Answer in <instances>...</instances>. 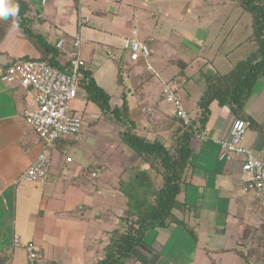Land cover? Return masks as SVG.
Returning a JSON list of instances; mask_svg holds the SVG:
<instances>
[{"label": "crops", "instance_id": "obj_1", "mask_svg": "<svg viewBox=\"0 0 264 264\" xmlns=\"http://www.w3.org/2000/svg\"><path fill=\"white\" fill-rule=\"evenodd\" d=\"M28 1L35 31L52 46L56 44L59 66L68 67L75 51V36L80 34L79 49L85 62L81 69L89 72L111 96L112 106H121L123 97H127L139 134L151 141L169 142L163 82L170 80L154 68L153 56L165 54L163 50L169 46L162 39L165 33L161 31L160 17L180 20V0ZM219 1L216 8L224 6ZM204 5L205 1L194 5L200 16L201 12L213 11ZM237 13L236 24L245 12ZM153 14L156 21L151 17ZM79 16L89 17L90 21L78 26ZM8 28L0 40V264H30L26 244L32 241L39 247L38 264H97L108 254L113 232L124 225L127 210L149 206L148 194L139 179L141 174L133 176L134 187L127 194L138 191V203L128 205L125 198L129 208L120 205V191L127 183L125 178L134 175L140 162L150 174L151 168L139 162L141 157L135 156L136 153L131 154L132 148L120 140L121 126L88 99L87 90L81 85L72 107L75 113L87 118L86 126L92 132L82 130L78 135L58 141L52 151V168L46 182L20 178L41 152L42 140L25 115V110L36 107L34 95L22 87L10 86L4 75L9 64L25 57L40 58L42 53L41 46L17 26ZM128 38L146 44L150 55L130 60L129 50L124 46ZM61 39L64 43L58 47ZM244 40L234 49L240 48ZM125 71H128L126 77ZM146 71L154 75L151 78L156 86L146 81L136 98L139 90L136 87L145 81ZM217 71L216 67L212 68L213 73ZM179 76L182 89L188 77L184 71ZM173 79L176 78L173 76ZM257 86L262 94L264 76L254 88ZM228 105L221 106L217 101L211 104L207 124L213 134L227 135L234 120L245 116L253 123L244 144L261 155L264 152V98L254 96L247 105L238 107L236 115L230 113L232 116L226 114ZM216 107L219 112L215 111ZM98 126L103 133L112 132V136L108 140L98 138L95 133ZM192 147L190 183L180 194L189 208L178 213L196 226L197 239L178 224L151 229L144 242L133 250L128 264H248L245 257L249 256L250 246L258 234L264 233V208L259 197L254 191L244 189L240 160H221L220 148L215 143H203L195 138ZM69 157H72L70 161ZM96 165L104 170L101 180L106 187L99 183V173L93 176ZM109 209L113 211L105 215ZM15 236L19 237L20 244L15 243Z\"/></svg>", "mask_w": 264, "mask_h": 264}, {"label": "trees", "instance_id": "obj_2", "mask_svg": "<svg viewBox=\"0 0 264 264\" xmlns=\"http://www.w3.org/2000/svg\"><path fill=\"white\" fill-rule=\"evenodd\" d=\"M5 3L13 7L18 6L19 11L15 16L9 14L0 18V24L11 21L27 38L41 46V59L59 65L56 44L54 46L49 44L33 27L34 18L31 15L32 7L29 1L14 0L13 4L8 1ZM235 3L252 16V33L247 40L253 42L255 51L235 63L228 74L217 72L207 76V86L203 89L202 99L198 101L201 115L199 119L191 115L199 127L208 125L211 104L214 101L221 106L228 104L232 106L246 101L252 95L257 81L264 76V0H236ZM4 34L5 32H0V40ZM83 70L81 69L80 84L86 88L88 99L96 103L104 114L117 121L121 126V141L139 154L144 165L148 169L151 168L152 174L144 171L139 178L148 194L149 206L127 210L128 213L123 218L124 225L113 232L108 254L97 264H128L133 250L144 242L149 230L168 227L171 224L183 226L196 240V226L178 213V211L185 212L189 208V205L180 198V194L190 183L194 158L192 147V140L195 139L194 131L176 115L170 113L167 123L168 128L172 130L173 143L159 139L149 140L136 131L137 122L132 116L127 97H123L124 102L121 106H112L111 96L98 85L89 72ZM239 110L236 109V113ZM243 117L252 125L253 120ZM261 235L263 237L264 233ZM245 258L249 262L248 258Z\"/></svg>", "mask_w": 264, "mask_h": 264}, {"label": "built area", "instance_id": "obj_3", "mask_svg": "<svg viewBox=\"0 0 264 264\" xmlns=\"http://www.w3.org/2000/svg\"><path fill=\"white\" fill-rule=\"evenodd\" d=\"M89 17L79 16L78 26L87 24ZM64 39L58 41L61 47ZM81 37L76 34L74 47L67 68L52 64L41 58L19 59L7 67L4 79L13 87H22L34 95L36 107L25 110L26 120L42 140L38 157L25 170L20 178L31 182H46L52 168V151L58 141L78 135L82 131L83 118L74 112L72 102L79 94L81 68L85 64L80 53ZM124 46L129 50V58L137 61L141 55L149 56V47L135 38L126 39ZM151 68V66H148ZM181 82L178 79L163 82L165 100L174 107L173 114L194 131L201 142H212L220 148V159L241 161L240 180L245 190L254 191L264 208V152L256 155L254 150L244 144L251 122L236 118L227 135L216 136L210 126H200L186 110L178 95ZM68 161L71 160L69 157ZM96 173H93L95 176ZM15 243L20 239L15 236ZM30 264H38L39 247L32 241L26 244Z\"/></svg>", "mask_w": 264, "mask_h": 264}, {"label": "rangeland", "instance_id": "obj_4", "mask_svg": "<svg viewBox=\"0 0 264 264\" xmlns=\"http://www.w3.org/2000/svg\"><path fill=\"white\" fill-rule=\"evenodd\" d=\"M5 1L11 2L12 4L14 3V0ZM204 1V6L207 9L210 8L213 11L211 13L201 12L202 15L200 16V12L196 13L198 8H196L194 5H202L204 4ZM219 3H221L219 0H180V20H175L174 18L165 15H161L160 17V21L162 22L161 31L165 33L163 34L164 37L162 39H166L169 46L163 50L165 54L160 53V55L153 56L154 68L159 70L161 75L166 80L172 79L173 76L177 79V77H180L179 75L181 71L185 72L188 77V81L185 83V85L183 84L184 87L182 86L183 88L179 90L178 95L184 107L194 118H196V115L201 111L198 101L202 99L203 89L207 86V76L214 74L212 72V68L216 67L218 69L217 72L228 74L235 63L243 58L248 57L255 51L253 42L247 40L246 38L252 31L251 14L249 12H245L242 19L238 24H236V19L238 16L237 12H241V9L234 5V0H222V4L224 6L216 8L215 6ZM151 17L153 18L156 16L153 14ZM153 19L156 21V18ZM11 25H14L11 21L1 22L0 32H4L6 28L9 29L8 27ZM242 40H244L245 43L240 48L234 49L236 45ZM170 45L173 46L172 49L170 48ZM207 60H211L212 62H208ZM211 64H213V66ZM127 72L128 71H125L124 77H126ZM153 76L154 75L149 74V71L145 72V81L136 87L139 89L135 93L138 95L136 98H139L141 92L140 87L146 81L154 83L156 86V81L151 78ZM252 94V98L251 96V99L249 98L250 100H253L254 96H260L262 99L264 98V90L261 94V89H259L258 86L252 90ZM249 99L240 103H235L232 106L228 105L229 113L225 111L226 114L231 116L232 114L236 115V109H238V107H244L247 105V103L250 101ZM164 105L166 106L167 115L169 117L170 113L173 114L174 106L170 103H167L166 101ZM217 109V112H219V107H216L215 111ZM217 112L215 114H217ZM86 124L87 118H83L82 130H85V133H91V127H87ZM142 124L144 125V123ZM99 126L95 131L97 137L108 140L110 135L112 136V132L107 134L103 133L104 130H100L101 128H99ZM171 134L172 130H170L166 137L170 144L173 143ZM128 150L130 149L128 148ZM133 153L136 152L132 151L131 149V154ZM70 155L75 158L73 153ZM136 155L139 156L138 153H136L135 156ZM140 161L142 160L140 159L139 162ZM142 164L144 165L145 163L142 162ZM139 165L140 167H137V169L134 170V175L130 174L128 176L130 177L129 179L125 178V182L127 183L123 186L122 191H120L121 198H119V202H121L120 205H123V208H129L125 204L126 199L128 200V205H134L138 203L137 201L140 197L138 191H132L129 195L127 194L129 192V188L134 187L132 184L133 176L140 175L145 171L143 168L144 166L141 165V162ZM103 171L104 170L102 168L96 165L95 172L93 173H99V183H102L104 187H106L105 183L101 180V173ZM98 180L96 179L94 181ZM129 183H131L130 186ZM145 194L146 193H144V195ZM111 211H113V209L106 210L105 215L108 213L111 214ZM105 228H108V226H105ZM248 255V264H264V236L262 237L261 233L255 237L252 246H250Z\"/></svg>", "mask_w": 264, "mask_h": 264}, {"label": "clouds", "instance_id": "obj_5", "mask_svg": "<svg viewBox=\"0 0 264 264\" xmlns=\"http://www.w3.org/2000/svg\"><path fill=\"white\" fill-rule=\"evenodd\" d=\"M18 6H9L5 0H0V18L7 17L9 14L15 16L18 14Z\"/></svg>", "mask_w": 264, "mask_h": 264}]
</instances>
